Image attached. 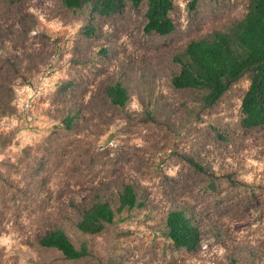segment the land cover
I'll return each instance as SVG.
<instances>
[{"label":"rangeland","instance_id":"1","mask_svg":"<svg viewBox=\"0 0 264 264\" xmlns=\"http://www.w3.org/2000/svg\"><path fill=\"white\" fill-rule=\"evenodd\" d=\"M170 1L173 29L158 34L144 31L145 1L99 14L0 0V264H264V125L240 121L250 72L213 102L171 83L186 45L230 31L249 0ZM125 185L138 205L117 211ZM96 201L114 221L84 233ZM172 210L195 249L166 237ZM53 229L85 254L41 245Z\"/></svg>","mask_w":264,"mask_h":264},{"label":"trees","instance_id":"2","mask_svg":"<svg viewBox=\"0 0 264 264\" xmlns=\"http://www.w3.org/2000/svg\"><path fill=\"white\" fill-rule=\"evenodd\" d=\"M126 0H62L69 8L90 7L91 12L111 14L119 11ZM134 5L146 2L145 32L169 33L173 23L169 17L170 0H129ZM199 0H189L194 8ZM184 54L178 57L179 71L171 78L176 88L192 87L205 90V102L215 101L227 85L245 72H250L248 87L241 99V125H264V0H249L244 16L227 32H217L210 38L190 41ZM113 103L123 106L127 100L125 89L118 83L108 88ZM117 211L138 205L135 191L125 185L119 194ZM115 212L105 201H96L85 209L77 223L84 233L96 234L106 223L114 221ZM166 237L175 246L186 250L195 249L198 238L195 227L183 212L172 210L166 216ZM39 243L55 247L65 257L78 258L86 248L76 249L61 229H53L39 238Z\"/></svg>","mask_w":264,"mask_h":264}]
</instances>
